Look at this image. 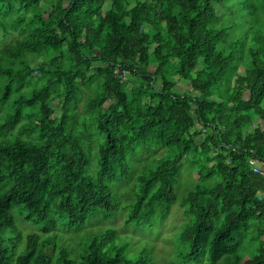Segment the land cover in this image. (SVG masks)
<instances>
[{
  "label": "trees",
  "instance_id": "trees-1",
  "mask_svg": "<svg viewBox=\"0 0 264 264\" xmlns=\"http://www.w3.org/2000/svg\"><path fill=\"white\" fill-rule=\"evenodd\" d=\"M227 1L0 0V35L13 39L0 46V264H53L43 235L111 219L110 184L129 179L140 145L164 153L138 176L126 225L179 202L184 263L218 264L245 231L259 245L234 264H264V176L250 164L264 161V0H242L247 28L228 48ZM97 135L95 178L84 144ZM184 159L198 179L179 201ZM15 210L42 234L11 261L6 241L24 237ZM116 238H92L78 261L61 248L58 264H154Z\"/></svg>",
  "mask_w": 264,
  "mask_h": 264
},
{
  "label": "rangeland",
  "instance_id": "rangeland-1",
  "mask_svg": "<svg viewBox=\"0 0 264 264\" xmlns=\"http://www.w3.org/2000/svg\"><path fill=\"white\" fill-rule=\"evenodd\" d=\"M226 3L232 7L227 16H225L224 21H222L229 36L225 44V47L228 48L247 28V23L242 20L247 18V16L241 10L242 0H228ZM219 12L221 13L222 11L219 9ZM12 40L11 37L3 38L0 35V46ZM101 80L105 82L106 78ZM177 90L179 92L192 91V88L186 82H181L178 84ZM86 96H84V100ZM79 112L83 113V104H81ZM89 132V134H92L90 130ZM90 138L92 139H89L86 145L84 144L90 159L87 173L96 178L100 168L99 148L104 138L98 135ZM149 146L153 147V149L140 145L135 153L129 155V179L116 180L110 184L112 197L119 204L118 211L111 219L103 220L99 216H93L85 225L78 227H70L63 221L56 230L42 236L43 239L46 238L45 241L49 240L48 247L57 249V252L53 253L54 255L52 254L53 264H58L59 250L61 248L66 249L70 253L72 260L78 261L92 238L110 230L117 232L115 243L125 250L128 258L134 259L144 253L154 264H186L182 256L188 252V249L181 243L180 234L187 225V219L179 202L171 206L169 213L166 210L164 214L163 210L159 209L149 221L141 220L130 225L125 224L130 216L129 203L135 199L138 176L153 166L157 158L164 153L161 147ZM154 149L160 150L155 151ZM193 171L192 164L187 159H184L181 163L175 190L179 201L191 189L194 181L198 179L197 174ZM14 213L16 225L22 231L24 237L20 242H14L10 239L6 241L5 245L9 248L11 261L25 251L29 235L42 234L40 226L26 222L24 217H21L16 210ZM252 238V232L241 231L237 233L230 248L231 253L222 258L218 264H234L235 256L239 254L246 259L252 258L259 245V240H253ZM14 249L16 250L14 251ZM47 253L51 254L52 250L50 252L47 250Z\"/></svg>",
  "mask_w": 264,
  "mask_h": 264
},
{
  "label": "built area",
  "instance_id": "built-area-1",
  "mask_svg": "<svg viewBox=\"0 0 264 264\" xmlns=\"http://www.w3.org/2000/svg\"><path fill=\"white\" fill-rule=\"evenodd\" d=\"M250 164L256 174L264 176V161L254 158L250 161Z\"/></svg>",
  "mask_w": 264,
  "mask_h": 264
}]
</instances>
